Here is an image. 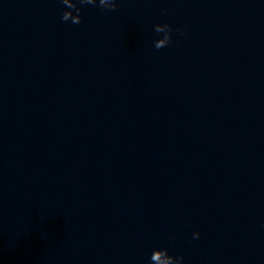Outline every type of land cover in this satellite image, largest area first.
<instances>
[{
  "label": "water",
  "instance_id": "95a60500",
  "mask_svg": "<svg viewBox=\"0 0 264 264\" xmlns=\"http://www.w3.org/2000/svg\"><path fill=\"white\" fill-rule=\"evenodd\" d=\"M0 264H264V0H11Z\"/></svg>",
  "mask_w": 264,
  "mask_h": 264
}]
</instances>
